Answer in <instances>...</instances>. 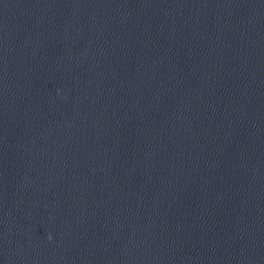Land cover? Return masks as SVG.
<instances>
[{"label": "water", "instance_id": "95a60500", "mask_svg": "<svg viewBox=\"0 0 264 264\" xmlns=\"http://www.w3.org/2000/svg\"><path fill=\"white\" fill-rule=\"evenodd\" d=\"M0 264H264V0H0Z\"/></svg>", "mask_w": 264, "mask_h": 264}]
</instances>
